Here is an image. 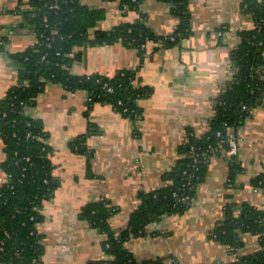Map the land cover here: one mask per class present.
I'll use <instances>...</instances> for the list:
<instances>
[{"label":"crops","instance_id":"crops-1","mask_svg":"<svg viewBox=\"0 0 264 264\" xmlns=\"http://www.w3.org/2000/svg\"><path fill=\"white\" fill-rule=\"evenodd\" d=\"M79 1L103 14L87 29L90 39L137 21L139 13L157 38L147 40L142 52L120 41L74 48L80 53L70 66L74 75L110 78L124 69H138V84L145 93L137 101V117H127L108 103L89 105L84 90L67 92L50 82L27 108L28 115L41 121L57 183L36 224L42 264H88L106 257L104 235L82 218L85 206L106 201L115 210L111 226L122 228L143 194L168 183L166 175L183 156L185 133L201 132L213 117V99L228 79L230 53L240 42L239 32L254 26L251 15L241 10L242 0H189L190 32L166 44L158 38L172 37L179 19L162 0H144L138 12L123 10L120 0ZM30 10L28 0H0V36L6 39L0 48V101L17 81L8 54L36 43L25 13ZM237 135L241 170L234 185H228L230 156L222 152L212 157L188 209L162 214L145 225L144 235L127 240L125 246L137 261L230 264L235 259L236 254L212 237V230L223 219L228 201L247 202L264 216V193L252 185L264 171V99L238 127ZM81 136L84 152L71 145ZM4 157L0 139V164ZM4 181L0 167V184ZM243 239L242 252L258 248L255 235L245 233Z\"/></svg>","mask_w":264,"mask_h":264},{"label":"trees","instance_id":"trees-1","mask_svg":"<svg viewBox=\"0 0 264 264\" xmlns=\"http://www.w3.org/2000/svg\"><path fill=\"white\" fill-rule=\"evenodd\" d=\"M144 0H120L123 10H140ZM170 5L179 23L173 40L159 37L166 44L177 42L190 32L189 0H162ZM31 10L25 12L36 36V43L22 51L9 53L17 81L0 101V139L5 153L0 167L5 181L0 184V263L42 264V238L36 230L41 221L43 202L53 196L57 183L51 175L49 148L44 142L41 121L27 114L46 83L61 85L65 91L84 90L87 103L100 101L112 105L132 119L140 109L137 101L145 93L138 84V69H124L113 77L74 75L70 66L80 58L75 47L120 41L127 47L143 50L149 39H155L139 13L137 21L99 32L90 39L87 29L103 14L89 9L79 0H28ZM242 12L251 15L254 26L239 32L240 42L230 53V63L236 68L233 82L215 98L209 130L196 137L187 131L188 142L182 144L183 156L166 175L165 186L143 194L126 225L114 228L109 222L114 208L106 201L88 203L82 218L104 235L103 259L88 264H163L162 260L137 261L125 243L130 237L145 234V225L162 214L182 213L191 205L196 188L206 176L209 158L219 156L228 148V138L238 137L237 130L252 110L264 99V0H242ZM220 31H223L221 28ZM6 39L0 36V48ZM243 105L246 108H243ZM83 136L71 143L78 152L85 151ZM191 146L195 148L192 154ZM228 185L241 170L236 156L230 157ZM256 190L264 193V171L252 180ZM263 212L247 202L228 201L223 219L212 230V237L236 254L230 264H264ZM255 235L258 248L244 253L243 234Z\"/></svg>","mask_w":264,"mask_h":264},{"label":"built area","instance_id":"built-area-1","mask_svg":"<svg viewBox=\"0 0 264 264\" xmlns=\"http://www.w3.org/2000/svg\"><path fill=\"white\" fill-rule=\"evenodd\" d=\"M174 37H171V39L173 40ZM236 68L234 66L230 65L228 66V79L226 81H224L223 83H221L222 85H220V92L219 94L215 97V98H219L220 94L224 93L227 89V87L233 82V76L235 74ZM263 71H264V65H263ZM88 97V96H87ZM215 98L213 99V103L215 101ZM243 108H246L245 105H243ZM249 117H247L245 120H247ZM207 130H209V121L206 122L203 126V129L201 132H196L193 131L192 133H190L191 135H194L196 137L201 136V134L205 133ZM188 133H185L184 139H183V144L188 142ZM239 138L238 137H230L228 138L227 144H228V148L226 150H222V152L227 153V155H229L230 157L236 156L238 154V148H239ZM191 150H192V154H190V157H196L195 153H193V151L195 150V148L193 146H191ZM221 152V153H222ZM215 157V156H214ZM212 157L209 158V160ZM182 200L185 201H189L192 203V201L194 199H190L188 196H183L181 197Z\"/></svg>","mask_w":264,"mask_h":264},{"label":"rangeland","instance_id":"rangeland-1","mask_svg":"<svg viewBox=\"0 0 264 264\" xmlns=\"http://www.w3.org/2000/svg\"><path fill=\"white\" fill-rule=\"evenodd\" d=\"M264 220V219H263ZM263 224H264V221H263Z\"/></svg>","mask_w":264,"mask_h":264}]
</instances>
